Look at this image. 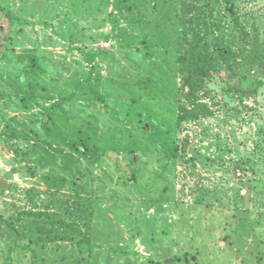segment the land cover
<instances>
[{
  "label": "rangeland",
  "instance_id": "obj_1",
  "mask_svg": "<svg viewBox=\"0 0 264 264\" xmlns=\"http://www.w3.org/2000/svg\"><path fill=\"white\" fill-rule=\"evenodd\" d=\"M0 264H264V0H0Z\"/></svg>",
  "mask_w": 264,
  "mask_h": 264
},
{
  "label": "trees",
  "instance_id": "obj_2",
  "mask_svg": "<svg viewBox=\"0 0 264 264\" xmlns=\"http://www.w3.org/2000/svg\"><path fill=\"white\" fill-rule=\"evenodd\" d=\"M23 78H24V76H23Z\"/></svg>",
  "mask_w": 264,
  "mask_h": 264
}]
</instances>
